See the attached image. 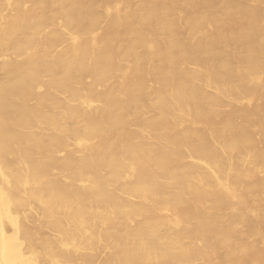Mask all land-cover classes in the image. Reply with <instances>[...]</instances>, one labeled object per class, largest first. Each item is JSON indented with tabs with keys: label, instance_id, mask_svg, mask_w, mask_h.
Listing matches in <instances>:
<instances>
[{
	"label": "bare ground",
	"instance_id": "bare-ground-1",
	"mask_svg": "<svg viewBox=\"0 0 264 264\" xmlns=\"http://www.w3.org/2000/svg\"><path fill=\"white\" fill-rule=\"evenodd\" d=\"M0 264H264V0H0Z\"/></svg>",
	"mask_w": 264,
	"mask_h": 264
}]
</instances>
